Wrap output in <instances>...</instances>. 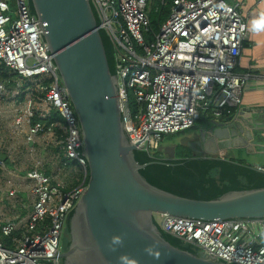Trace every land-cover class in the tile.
Wrapping results in <instances>:
<instances>
[{
    "label": "built area",
    "instance_id": "1",
    "mask_svg": "<svg viewBox=\"0 0 264 264\" xmlns=\"http://www.w3.org/2000/svg\"><path fill=\"white\" fill-rule=\"evenodd\" d=\"M10 1L0 0V264H61L60 236L86 188L87 160L28 0H15L14 9ZM169 1L154 31L147 0H88L111 45L126 138L153 158L163 136L192 127L202 112L221 117L240 105L244 90L264 89V76L236 71L247 39L237 5ZM255 169L264 173V166ZM153 220L206 260L264 264V217L155 213Z\"/></svg>",
    "mask_w": 264,
    "mask_h": 264
},
{
    "label": "water",
    "instance_id": "2",
    "mask_svg": "<svg viewBox=\"0 0 264 264\" xmlns=\"http://www.w3.org/2000/svg\"><path fill=\"white\" fill-rule=\"evenodd\" d=\"M29 1L77 115L87 160L86 188L68 220L70 237L60 255L61 264H120L122 255L128 264H228L171 245L162 237L153 214L204 220L261 218L264 187L230 190L201 200L146 181L139 171L146 164L135 160L136 147L123 130L116 80L88 0ZM262 113L250 109L237 117L212 118L190 145L199 152L211 147L214 153L241 147L264 126ZM164 152L173 156L174 148L168 146ZM113 235L123 237V244L110 250ZM149 247L152 255L145 251Z\"/></svg>",
    "mask_w": 264,
    "mask_h": 264
},
{
    "label": "trees",
    "instance_id": "3",
    "mask_svg": "<svg viewBox=\"0 0 264 264\" xmlns=\"http://www.w3.org/2000/svg\"><path fill=\"white\" fill-rule=\"evenodd\" d=\"M169 2L167 0L164 4H169ZM28 3L32 11L29 0ZM167 13L168 8H165L159 16L149 17L152 30L156 31L159 28V25L166 19ZM99 33L109 70L113 74L111 45L101 30H99ZM210 116L208 111L200 113L199 118L192 127H195L197 123L202 122L206 117L209 119ZM177 149L178 151L173 156L164 153L162 157L156 155L155 158L150 157L145 151H134L135 160L140 164H146L139 170L146 181L165 191L201 200L215 198L230 190L264 187V173L250 166L239 164L232 159L190 156L185 150H181L183 148L178 146ZM155 224L168 243L197 255L195 248L185 245L178 238L163 232L156 222Z\"/></svg>",
    "mask_w": 264,
    "mask_h": 264
},
{
    "label": "crops",
    "instance_id": "4",
    "mask_svg": "<svg viewBox=\"0 0 264 264\" xmlns=\"http://www.w3.org/2000/svg\"><path fill=\"white\" fill-rule=\"evenodd\" d=\"M228 3L237 5V8L246 18L245 25H246L247 39L243 44L239 65L236 67V71L243 72L249 70L254 72L255 74L264 76V32L253 33L250 31L251 21L254 18H257L258 14L264 13V0L263 1L228 0ZM250 109H256V110L259 109L264 111V89L244 90L242 92L240 105L238 107L231 108V110L228 113H224L221 117L215 119L223 120V119H227L230 116L237 117L240 111L247 112V110ZM208 115L210 116L211 113L208 112ZM245 115H249V114L245 113ZM262 115H264V113H262ZM212 117L213 116L211 115L210 118ZM210 118L209 119L208 117L204 118L202 122H199V124L197 123L198 125L196 126L197 128L195 130H193L189 134H186V137H182L178 141H174V143L169 145L174 148V155L176 154V151H178L177 149L178 146L183 148L181 150H186V147H188L187 142L193 143L198 140V138L196 137L198 135V130L204 127L206 123H208ZM254 136L256 137L257 140L261 141L259 147L261 150L263 148L262 153H260L261 150L259 151L255 149L252 150V140H253L252 139L251 141L247 140L246 144H244L246 145L245 147H243L244 145L241 147H226L222 150L217 151L216 153L212 152L213 149L211 147H209L208 151L204 150L202 152L201 151L199 152L197 149H193L194 152H192L193 155L191 156L211 157L218 159H232L238 162L239 164L250 166L255 169L257 166H264V126L261 129L257 130L254 133ZM164 137L165 136H163V139ZM161 142H160V146H161ZM163 147L164 146H161L162 150H164ZM241 149H247L246 153L251 157H255L252 159L255 161V163L252 162L251 160L244 162L242 160L236 159V157H238L237 152ZM229 152H231L232 155H228L227 153ZM23 176H24V171H21L20 174L16 176L20 184L23 182ZM76 177L78 179H82V173L80 171H76ZM20 190L21 191H19V196H24V190L22 185L20 187Z\"/></svg>",
    "mask_w": 264,
    "mask_h": 264
},
{
    "label": "rangeland",
    "instance_id": "5",
    "mask_svg": "<svg viewBox=\"0 0 264 264\" xmlns=\"http://www.w3.org/2000/svg\"><path fill=\"white\" fill-rule=\"evenodd\" d=\"M226 1L228 2V0H226ZM10 6L13 9L15 8V0H11L10 1ZM165 8L169 9V4L168 3L164 4V6H163V5H161L159 0H147V11L149 13V17L152 16L154 18V17L159 16V14L164 12ZM129 94H130V97H131V93H129ZM196 126L194 128L190 127L188 129L184 130L183 132L165 135L163 141L161 142V146H164L163 148L165 149L170 144L174 143V141H178L180 138L186 137V134L191 133L193 130H195L197 128ZM255 136H254V139L252 140V150L255 149V150L259 151V150H261L260 147H259L261 141L257 140ZM193 141H194V139H193ZM190 144H191V142H187L188 147H186L185 151L191 156V155H193L192 152H194V150H193L194 148ZM161 146L159 144V147L156 150L153 151L155 155H158V156H163L164 155V150H162ZM262 151H263V148H262L260 153H262ZM246 152H247V149L239 150L237 152L238 157H236V159L242 160L244 162H247L248 160H251L252 162L255 163V161L252 160L255 157H251ZM227 154L228 155H232L231 152H229ZM65 239H66V235L63 232V233H61V236H60V243L62 244L65 241Z\"/></svg>",
    "mask_w": 264,
    "mask_h": 264
},
{
    "label": "clouds",
    "instance_id": "6",
    "mask_svg": "<svg viewBox=\"0 0 264 264\" xmlns=\"http://www.w3.org/2000/svg\"><path fill=\"white\" fill-rule=\"evenodd\" d=\"M250 31L253 33H260V32H264V13H260L258 14L257 18H254L251 21V27H250ZM123 244V237L119 236V235H113L112 237H110V250H115V248L113 246L115 245H122ZM145 251L149 254L152 255V249L146 248ZM120 264H128V262L126 261V258L122 255L119 258ZM131 264H134V262H131Z\"/></svg>",
    "mask_w": 264,
    "mask_h": 264
},
{
    "label": "flooded vegetation",
    "instance_id": "7",
    "mask_svg": "<svg viewBox=\"0 0 264 264\" xmlns=\"http://www.w3.org/2000/svg\"><path fill=\"white\" fill-rule=\"evenodd\" d=\"M64 234L66 235V239L65 241L61 244V251H60V255L66 250V247L68 245V242H69V229H68V226L64 228L63 230ZM68 238V239H67Z\"/></svg>",
    "mask_w": 264,
    "mask_h": 264
}]
</instances>
